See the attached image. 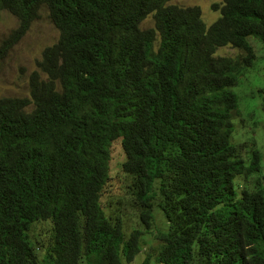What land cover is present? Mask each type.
Instances as JSON below:
<instances>
[{
  "label": "trees",
  "instance_id": "trees-1",
  "mask_svg": "<svg viewBox=\"0 0 264 264\" xmlns=\"http://www.w3.org/2000/svg\"><path fill=\"white\" fill-rule=\"evenodd\" d=\"M170 1L0 0L18 18L0 63L42 7L59 30L30 97L0 96V264H130L157 211L159 264H264V158L232 141L233 86L255 63L250 37L264 45V0L215 3L210 25ZM225 45L244 54H216ZM118 138L144 230L102 201ZM40 220L52 223L44 253Z\"/></svg>",
  "mask_w": 264,
  "mask_h": 264
},
{
  "label": "rangeland",
  "instance_id": "rangeland-1",
  "mask_svg": "<svg viewBox=\"0 0 264 264\" xmlns=\"http://www.w3.org/2000/svg\"><path fill=\"white\" fill-rule=\"evenodd\" d=\"M222 0H171L182 6L198 5L207 25H210L220 15L213 8V4ZM18 24V18L7 10L0 13V43ZM152 14L148 15L141 23V27L153 26ZM59 37V30L51 20L47 7H42L40 15L31 24L28 32L12 47L8 55L0 63V96L30 97L29 77L33 70L37 69V62L47 45L53 44ZM255 52V63L241 75L239 82L233 86L238 96L240 113L243 115L234 118V132L232 141L237 143L240 155L249 160L253 149H258L264 158V109L262 107V95L264 88V45L254 37H250ZM216 54L237 57L244 54L241 48L225 45L218 47ZM262 59V60H260ZM238 114V113H237ZM242 135V136H241ZM250 136L256 141L245 139ZM241 136V138H239ZM239 138V139H238ZM258 142H263L262 144ZM125 158V152L121 138L116 139L111 146L110 171L111 179L106 186V192L102 197L103 202L112 207L120 206L127 231L134 228L144 230V224L135 214L139 202L136 200L133 190L129 188L130 177L122 171L121 164ZM256 173L248 172L239 180L252 184L256 180ZM249 176V178H248ZM165 226V218L157 211L149 228V233L142 237L141 251L130 264H142L145 257L150 254L151 263L155 261V255L159 250L161 241L157 238ZM52 223L50 220H40L33 224L31 235L40 244V251L44 253L51 240Z\"/></svg>",
  "mask_w": 264,
  "mask_h": 264
}]
</instances>
